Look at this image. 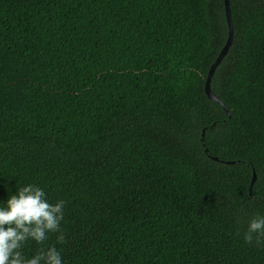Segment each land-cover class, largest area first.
I'll return each mask as SVG.
<instances>
[{
	"label": "trees",
	"instance_id": "16d2710c",
	"mask_svg": "<svg viewBox=\"0 0 264 264\" xmlns=\"http://www.w3.org/2000/svg\"><path fill=\"white\" fill-rule=\"evenodd\" d=\"M229 7L226 114L204 90L224 0H0V206L29 184L65 202V242L25 257L264 264L243 239L264 215V0Z\"/></svg>",
	"mask_w": 264,
	"mask_h": 264
},
{
	"label": "clouds",
	"instance_id": "9594fccd",
	"mask_svg": "<svg viewBox=\"0 0 264 264\" xmlns=\"http://www.w3.org/2000/svg\"><path fill=\"white\" fill-rule=\"evenodd\" d=\"M65 202L49 203L42 188L35 184L20 187L0 206V264H62L56 247L40 248L27 258L23 248L29 241L43 244L49 233H58V244L65 242L60 228ZM264 238V215L254 216L243 234L246 244H259Z\"/></svg>",
	"mask_w": 264,
	"mask_h": 264
},
{
	"label": "water",
	"instance_id": "95a60500",
	"mask_svg": "<svg viewBox=\"0 0 264 264\" xmlns=\"http://www.w3.org/2000/svg\"><path fill=\"white\" fill-rule=\"evenodd\" d=\"M224 9H225V16H226V22H227V27H228V35H227V39H226L225 44L223 45V47L220 50L218 56L216 57L215 61L211 64V66H210V68L208 70V74H207V77H206V80H205L204 90H205L206 96L210 100H213V101L217 102L224 109L225 113L228 114L227 108L219 100V98L216 95H214V93L212 92L211 87H210L211 78H212L216 68L218 67V65L221 63L222 59L227 54V52H228V50H229V48L231 46L232 38H233V25H232V21H231L229 0H224ZM213 159L217 160V158H213ZM226 163H230V162H226ZM255 179H256V175H255V173H253L252 180H251V183H250V190H251V187H252Z\"/></svg>",
	"mask_w": 264,
	"mask_h": 264
}]
</instances>
